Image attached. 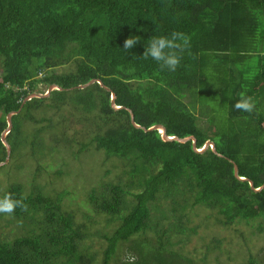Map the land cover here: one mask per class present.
I'll use <instances>...</instances> for the list:
<instances>
[{
	"label": "trees",
	"instance_id": "1",
	"mask_svg": "<svg viewBox=\"0 0 264 264\" xmlns=\"http://www.w3.org/2000/svg\"><path fill=\"white\" fill-rule=\"evenodd\" d=\"M172 32L188 37L175 71L142 58L149 38ZM133 36L137 43L124 50ZM0 71V162L6 115L17 110L6 135L10 159L36 161L33 181L54 150L70 162L98 152L103 162L123 161L114 178L86 192L90 210L114 222L96 233L89 215L80 221L64 205L65 191L48 194L35 182L26 193L11 183L2 201H22L10 214L20 233L0 235V264H205L185 248L199 208L223 227L264 233V0H0ZM91 79L108 89L76 87ZM50 84L64 89L23 103ZM112 92L122 108L111 106ZM246 99L252 111L237 107ZM129 109L140 126L193 135L198 149L210 140L217 153L136 128ZM49 110H69L85 135L67 134L68 117L55 122ZM29 123L44 124L29 132ZM98 234L101 258L91 243ZM221 241L211 239L206 252ZM122 247L132 259L118 258ZM248 250L241 264H264Z\"/></svg>",
	"mask_w": 264,
	"mask_h": 264
},
{
	"label": "rangeland",
	"instance_id": "2",
	"mask_svg": "<svg viewBox=\"0 0 264 264\" xmlns=\"http://www.w3.org/2000/svg\"><path fill=\"white\" fill-rule=\"evenodd\" d=\"M62 69L65 68L62 67ZM47 88L48 86L45 85L38 86V89L43 92H45ZM68 111L69 110H64L62 113V117H68L65 123L67 134L76 133L77 136L82 137L85 135L83 125L77 122L75 117L69 114ZM48 115L51 116L55 122L62 119L58 114H54L52 110L48 111ZM37 118H39V115H37ZM43 124L44 123H29V126L25 125L24 127L28 128L30 132ZM27 147L28 146L21 149V152L26 149L28 153L29 148ZM72 147V149L77 148V143ZM61 153L64 154L62 151ZM62 154L54 150L52 155L44 158L39 165L41 169L39 174L36 175L35 181L32 179V172L37 166L36 161L29 158L11 160L9 157V160L4 164L7 167L0 170V201H2L11 183H20L23 186V190L27 193L33 189L32 184L36 182L43 188V191L48 194L53 195L57 192L65 191L66 193L63 197L64 205L68 209L73 210L80 221L88 223L89 219L95 233L96 231L112 229L114 222L108 224L104 216L96 215L90 210L86 202V192L101 179L114 178L115 174L123 168V161L109 159L103 162L102 158L104 156L102 153L98 152L94 154L83 153L81 155L86 157L82 159V156L76 159L69 153L72 156L70 159L72 162H70L67 158L66 161H64V159L61 158ZM62 161L65 162V167ZM57 170H62V174L58 175ZM87 215H89L88 219L85 218ZM193 218V223L198 224V229L197 233L195 235H190L189 240L185 243L187 255L195 259H200L205 256V264H217L216 256L220 261L226 264H241V259L246 258V254L249 251L248 248H250L253 254L259 255L260 258L264 257V233H257L255 230L251 229V226H246L242 223L230 228L223 227L215 221L213 213L209 215V211L203 208L197 209V213L194 214ZM19 229L20 226L12 219L9 213L0 212L1 236L11 239L16 234L20 233ZM214 237L222 239L220 247L216 251H210L208 253L206 252L205 245ZM91 243L93 249L99 251L98 258H101V251L106 245L105 240L98 234V236L92 237ZM261 248L262 250L260 251ZM125 251L126 248L122 247L118 252V258L123 260L132 259V254H128L126 253L127 251ZM229 257L233 260L229 259ZM96 264H99V262Z\"/></svg>",
	"mask_w": 264,
	"mask_h": 264
},
{
	"label": "clouds",
	"instance_id": "3",
	"mask_svg": "<svg viewBox=\"0 0 264 264\" xmlns=\"http://www.w3.org/2000/svg\"><path fill=\"white\" fill-rule=\"evenodd\" d=\"M138 41V38L129 37L125 40L124 50L131 49ZM188 45V37L179 32H172L169 36H153L147 40L145 50L143 52V59L151 58L157 62L160 67L166 68L169 71H175L180 64L181 57L179 52L183 51ZM238 108L246 111H252L254 105L250 99L237 104ZM22 201L5 198L0 201V212L11 214L17 207H22Z\"/></svg>",
	"mask_w": 264,
	"mask_h": 264
},
{
	"label": "water",
	"instance_id": "4",
	"mask_svg": "<svg viewBox=\"0 0 264 264\" xmlns=\"http://www.w3.org/2000/svg\"><path fill=\"white\" fill-rule=\"evenodd\" d=\"M98 83L99 85H101L102 87H104L105 89H108L104 84L103 82L100 80V79H91L89 80L88 82L84 83V84H79L78 86H76L77 88H85L93 83ZM64 88H62L61 86L57 85V84H50L47 88V90L44 92V93H40V92H33L31 93L30 95H28L24 100H23V103L26 102L27 100L33 98V97H47L51 91L53 90H63ZM115 93L112 92V95H111V106L115 109H119V108H122L121 106H118L116 105L115 103ZM19 110L17 111H10L7 115H6V123H7V126L6 128L2 131L1 133V141L3 143V145L6 147V158L4 161L0 162V165H3L5 164L8 160H9V157H10V152H11V146L10 144L8 143V141L6 140V135L11 131V128H12V120H11V117L12 115L16 114ZM130 111V118H131V123L133 124L134 127L136 128H142L144 129L145 131H150V130H158L160 133H161V138L163 141H171V140H176L178 142H186L188 140H192V146H193V149L197 152H202L204 151L205 149H207L209 146L211 147V149L216 152V149L214 147V144L212 141L210 140H207L203 147L201 149H198L196 147V138L193 136V135H189V136H185V137H179V136H176V135H168L166 134V131H165V128L161 125V124H155L149 128H144L142 126H140L139 124H137L134 120V114L133 112L129 109ZM217 153V152H216ZM219 154V153H218ZM220 156H222L221 154H219ZM233 162V161H232ZM233 167H234V174L236 177H238L239 179L241 180H247L245 177H242V176H239L238 174V166L237 164H235L233 162ZM249 183H250V186L253 188V183L251 180H248Z\"/></svg>",
	"mask_w": 264,
	"mask_h": 264
}]
</instances>
